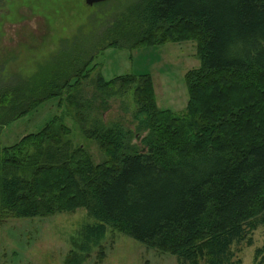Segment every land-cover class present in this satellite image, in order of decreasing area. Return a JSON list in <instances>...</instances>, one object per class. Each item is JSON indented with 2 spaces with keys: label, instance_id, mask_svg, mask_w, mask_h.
Returning <instances> with one entry per match:
<instances>
[{
  "label": "trees",
  "instance_id": "1",
  "mask_svg": "<svg viewBox=\"0 0 264 264\" xmlns=\"http://www.w3.org/2000/svg\"><path fill=\"white\" fill-rule=\"evenodd\" d=\"M129 13L134 27L117 34L130 47L196 43L201 66L186 75L185 110L158 106L150 74L100 76L101 97L117 84L133 88L145 137L133 144L132 129L106 123L102 102L81 125L101 163L74 144L65 116L0 149V222L87 210L96 224L80 230L66 264H85L94 249L102 259L110 229L177 264H242L239 246L264 228V0H146ZM93 60L80 52L0 89V131L56 98L81 115Z\"/></svg>",
  "mask_w": 264,
  "mask_h": 264
},
{
  "label": "rangeland",
  "instance_id": "2",
  "mask_svg": "<svg viewBox=\"0 0 264 264\" xmlns=\"http://www.w3.org/2000/svg\"><path fill=\"white\" fill-rule=\"evenodd\" d=\"M145 1L107 0L89 6L86 0H0V89L26 85L39 71L56 69L59 60L80 52L85 60L94 58L90 77L79 87L83 90L81 115L73 119L61 98L50 100L1 129L0 149L17 144L65 116V122L73 130L74 144L83 145L94 162L101 163L105 157L95 141L86 139L81 125L82 121L85 127L94 121L98 111L94 106L102 102L110 105L104 114L105 122L117 121L132 129L135 135L132 143L139 144L146 133L138 135L135 129L133 115L138 105L133 88L117 84L114 93L110 91V96L101 97L95 93L100 76L110 82L125 75L150 74L158 106L174 112L185 110L189 100L186 75L201 66L196 43L167 42L133 48L117 34L122 26L129 30L134 27L136 19L129 9ZM116 39L121 47L112 46ZM94 224L96 220L85 209L49 218L1 221L0 264H66L70 253L76 250L80 230ZM263 247L264 228L260 227L253 234L251 245L239 246L237 258L242 264H264V253L257 255V250ZM102 248V259L100 249H94L85 264H177L173 255L149 249L111 229Z\"/></svg>",
  "mask_w": 264,
  "mask_h": 264
},
{
  "label": "water",
  "instance_id": "3",
  "mask_svg": "<svg viewBox=\"0 0 264 264\" xmlns=\"http://www.w3.org/2000/svg\"><path fill=\"white\" fill-rule=\"evenodd\" d=\"M107 0H86L87 5L93 6L99 3L106 2Z\"/></svg>",
  "mask_w": 264,
  "mask_h": 264
}]
</instances>
